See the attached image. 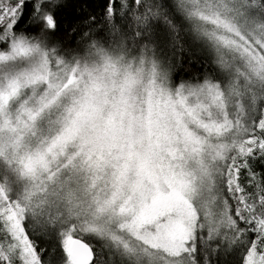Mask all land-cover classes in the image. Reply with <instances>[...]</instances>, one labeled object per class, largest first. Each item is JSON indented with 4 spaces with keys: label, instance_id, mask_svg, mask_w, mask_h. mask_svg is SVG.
<instances>
[{
    "label": "snow or ice",
    "instance_id": "obj_1",
    "mask_svg": "<svg viewBox=\"0 0 264 264\" xmlns=\"http://www.w3.org/2000/svg\"><path fill=\"white\" fill-rule=\"evenodd\" d=\"M264 0H0V264H264Z\"/></svg>",
    "mask_w": 264,
    "mask_h": 264
},
{
    "label": "trees",
    "instance_id": "obj_2",
    "mask_svg": "<svg viewBox=\"0 0 264 264\" xmlns=\"http://www.w3.org/2000/svg\"><path fill=\"white\" fill-rule=\"evenodd\" d=\"M256 170H257L258 172H260V171H262V170H264V169H262V168L258 165L257 168H256Z\"/></svg>",
    "mask_w": 264,
    "mask_h": 264
}]
</instances>
